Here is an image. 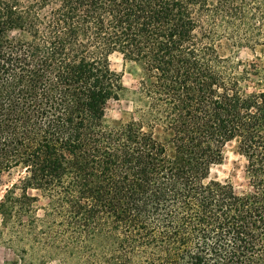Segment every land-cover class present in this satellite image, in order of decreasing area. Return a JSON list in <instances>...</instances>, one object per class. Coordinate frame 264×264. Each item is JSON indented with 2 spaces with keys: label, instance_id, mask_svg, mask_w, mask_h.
Wrapping results in <instances>:
<instances>
[{
  "label": "trees",
  "instance_id": "obj_1",
  "mask_svg": "<svg viewBox=\"0 0 264 264\" xmlns=\"http://www.w3.org/2000/svg\"><path fill=\"white\" fill-rule=\"evenodd\" d=\"M228 144L242 189L211 177ZM13 173L10 264H264V0H0Z\"/></svg>",
  "mask_w": 264,
  "mask_h": 264
},
{
  "label": "rangeland",
  "instance_id": "obj_2",
  "mask_svg": "<svg viewBox=\"0 0 264 264\" xmlns=\"http://www.w3.org/2000/svg\"><path fill=\"white\" fill-rule=\"evenodd\" d=\"M112 69L121 74L123 85L126 92L122 96L121 100L116 103H112L108 109L107 119L109 121H118L125 117V113L130 110V98H132L131 92L135 88V77L133 69L130 64L124 63L119 55H113L111 57ZM244 159L236 152L234 144H228L224 148V160L219 166H215L212 169L211 177L218 181H231L237 189H242L246 185L244 179ZM18 179V175L13 173L11 175H4L0 180V200L2 199L6 189L10 187ZM30 194L34 197H38L39 200L36 203L37 207H41L45 204V200L41 198L36 191H30ZM37 216H41V211L37 212ZM2 221L0 217V264H10L16 259V253L10 247L18 248L15 240L8 238V233L5 227L2 229ZM17 225H13L16 228ZM16 230V229H14ZM9 244V245H8Z\"/></svg>",
  "mask_w": 264,
  "mask_h": 264
}]
</instances>
